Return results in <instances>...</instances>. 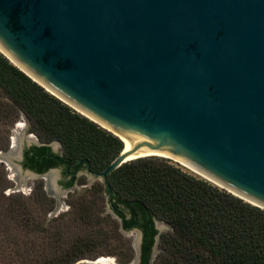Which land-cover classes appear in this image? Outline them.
Listing matches in <instances>:
<instances>
[{"label": "water", "instance_id": "1", "mask_svg": "<svg viewBox=\"0 0 264 264\" xmlns=\"http://www.w3.org/2000/svg\"><path fill=\"white\" fill-rule=\"evenodd\" d=\"M0 53L50 95L126 141L104 171L85 168L91 181L102 182L104 195L110 173L159 157L264 210V0H0ZM15 146L16 152H0V162L20 172L14 161L21 144ZM143 152L148 155L133 158ZM26 175L43 178L50 194L68 193L57 185L59 169ZM105 198L104 214L116 218ZM63 204L58 200L50 217ZM154 222L160 232L170 230ZM118 231L136 234L137 264L140 233ZM99 260L77 264H116Z\"/></svg>", "mask_w": 264, "mask_h": 264}, {"label": "trees", "instance_id": "2", "mask_svg": "<svg viewBox=\"0 0 264 264\" xmlns=\"http://www.w3.org/2000/svg\"><path fill=\"white\" fill-rule=\"evenodd\" d=\"M20 114L41 139L59 142L62 148L55 154L49 146H41L26 155L25 168L38 174L61 165L65 173L81 161V166L100 173L125 147L116 136L46 92L0 53V134L3 126L14 123ZM107 179V204L123 227L133 224L140 228L148 242L156 233L154 220L169 225L170 230L159 237L153 264H264V210L183 172L165 158L131 161ZM13 202L22 220L34 219L24 201L15 198ZM85 212L81 207V213ZM115 224L118 230L116 219Z\"/></svg>", "mask_w": 264, "mask_h": 264}, {"label": "rangeland", "instance_id": "3", "mask_svg": "<svg viewBox=\"0 0 264 264\" xmlns=\"http://www.w3.org/2000/svg\"><path fill=\"white\" fill-rule=\"evenodd\" d=\"M19 126L23 132L18 130ZM3 130L0 134L1 153H8L14 141L21 145L30 144L29 136L48 146L56 142L41 139L23 114L14 123L4 125ZM16 149L15 146V152ZM56 151L62 152V148L58 147ZM169 161L183 172L207 181L185 166ZM14 164L18 165L15 161ZM26 172H17L12 166L0 162V264H40L63 260L77 264L101 258L128 264L134 259L136 234L132 232L124 236L119 228L116 229V218H112L110 213L104 214L107 206L101 181H91L85 171L81 172L77 183L79 189L63 196L57 192L50 194L43 178L29 177ZM12 198L24 201L34 219L22 220ZM58 200L64 204L58 215L50 217ZM81 207H85L87 212L82 214Z\"/></svg>", "mask_w": 264, "mask_h": 264}, {"label": "flooded vegetation", "instance_id": "4", "mask_svg": "<svg viewBox=\"0 0 264 264\" xmlns=\"http://www.w3.org/2000/svg\"><path fill=\"white\" fill-rule=\"evenodd\" d=\"M39 147H41V146L35 145L34 143L23 144L20 146V153H21L20 158L15 159V162L21 167L22 170H27V171H31L33 173H36L30 169L25 168L24 165H25L26 155H30L33 148H39ZM12 148L14 149V147H10V149H12ZM50 149H51L52 153H55V154L61 153V151L60 152L54 151L52 147H50ZM76 168H78L77 171H75ZM52 169H59L60 176L56 180L57 185L61 188L62 191H68V193L77 189L79 173L84 172V171L86 172L85 167H83L81 165L80 166L78 165L77 167H71L72 170H69L70 168L69 169L67 168V169H65V173H64V169H63L62 165L58 166L56 168H52ZM109 209L111 210L110 206H109ZM111 212H112V210H111ZM112 214L114 216H116L113 212H112ZM116 219L119 221L120 227L123 228L125 231H127V232L136 231V232H139L141 235L140 244H139L140 255H139V262L137 264H153L152 260H153L155 251H157V245H158L157 238H159L160 235L162 234V231L160 232V230L157 229L155 222L152 225L153 226L152 229L155 230L156 233L151 235L148 242H145L144 233L140 228L135 227L133 224L123 227L120 218L116 217ZM126 219H129V216L126 215ZM147 243H149V245ZM146 246L148 247V249H146ZM144 251H147V258L146 259L143 258ZM135 256H136V252H135ZM134 259H135V257H134ZM134 259L131 262H129L128 264H132Z\"/></svg>", "mask_w": 264, "mask_h": 264}, {"label": "bare ground", "instance_id": "5", "mask_svg": "<svg viewBox=\"0 0 264 264\" xmlns=\"http://www.w3.org/2000/svg\"><path fill=\"white\" fill-rule=\"evenodd\" d=\"M64 102H65V101H64ZM66 103H67V102H66ZM67 104H68V103H67ZM69 105H70V104H69ZM71 107L74 108L73 106H71ZM75 109H76V108H75ZM76 110H77V109H76ZM77 111H78V110H77ZM78 112L81 113L80 111H78ZM81 114H83V113H81ZM83 115H85V114H83ZM89 118H90V117H89ZM19 127H21V126H19ZM124 146H125L124 149L126 150V141H124ZM147 155H148V153L143 152V153H140V154L135 155L133 158L144 157V156H147ZM181 165H182V166H185L186 168H188V169L191 170L192 172H194V173L200 175V176L203 177L204 179L210 181V182L213 183L214 185H218V186H220L218 183L214 182V181H213L212 179H210L209 177H207V176H205V175H203V174L197 172L196 170L190 168L189 166L184 165V164H181ZM108 261L113 262V260H112V259H109V258H102V259L99 260V262H108Z\"/></svg>", "mask_w": 264, "mask_h": 264}]
</instances>
